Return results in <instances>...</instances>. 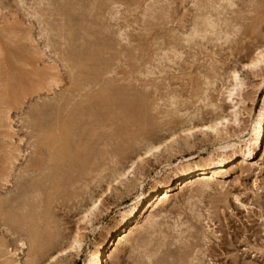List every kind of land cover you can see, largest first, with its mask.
<instances>
[{
    "label": "rangeland",
    "instance_id": "374dc122",
    "mask_svg": "<svg viewBox=\"0 0 264 264\" xmlns=\"http://www.w3.org/2000/svg\"><path fill=\"white\" fill-rule=\"evenodd\" d=\"M206 12L226 35L185 38ZM258 48H264V0H232L231 5L222 0H0V264H27L32 257L27 226L10 219L30 212L20 208L24 200L36 203V228L57 236L33 262L43 264L72 234L89 194L97 195L110 181L109 155H120L118 163L125 164L145 143L120 129L123 115L115 118L106 107L96 108L95 134L89 125L79 128L90 153L53 194L27 165L38 146V130L65 111L69 100L85 98L109 82L121 88L115 99L130 104L135 123L147 124L145 139L174 137L113 183L80 251L63 252L50 264H87L106 228L141 190L139 182L146 189L159 177L175 181L179 164L200 156L241 157L238 145L224 148L241 135L248 138L250 120L261 106L264 62L246 67ZM90 53L102 62L93 69L100 82L78 91L72 78L82 82L89 76L62 57ZM231 70L239 71L244 83L235 102L239 121L221 126L217 135L201 126L216 112L228 114L232 103L221 86H230ZM209 79L213 85L205 84ZM258 150L244 156L245 164H227L229 174L215 177L208 189L193 184L173 190L150 211L158 231L151 233L142 222L115 249L110 264H189L191 259L195 264H264V157ZM93 155L99 165L87 169ZM33 184L41 186L39 203Z\"/></svg>",
    "mask_w": 264,
    "mask_h": 264
},
{
    "label": "bare ground",
    "instance_id": "6f19581e",
    "mask_svg": "<svg viewBox=\"0 0 264 264\" xmlns=\"http://www.w3.org/2000/svg\"><path fill=\"white\" fill-rule=\"evenodd\" d=\"M222 1H225L229 5L232 4V0ZM208 12L202 14V16L200 17V21L195 22L196 24H194L192 30L188 35L185 36V38H194L195 36L204 37V35L208 33L214 35L216 34L217 37H220V34L222 33L226 35V31L222 33H220V31H217L218 22L216 21V19H213V16H211V14ZM173 52L175 53V50ZM62 60L65 61V63L69 62L70 64H72V67L75 69L77 68L79 70V73H85L89 76L88 79H84L85 81L82 82L81 80H78V78H72V84L76 90L81 91L86 87L92 88L100 82L101 77L97 75L93 69L97 68L98 65H101L102 62L94 54L90 53L83 57L77 54H66L62 57ZM263 62L264 48H258L255 53L249 58L246 67L254 68ZM67 66H69V64ZM53 79L55 78H52V80L50 79V81L54 82ZM228 79L231 82L229 83L230 86H221V88L226 90L225 99H228L232 103L230 105V110L228 114L224 115L222 114V112H216L211 117H209L208 121L205 124L201 126L203 130H212L217 135H220L221 133V126L227 125L230 121H232L233 123L239 121L237 118V114L240 111L238 112L236 110L237 104L235 102H239L238 98H241L242 96V89L244 83L241 79L240 72L236 70L229 71ZM213 83L214 82L209 79L206 81L205 84L213 85ZM120 91L121 88L119 86H114L109 82H106L105 84L99 86L96 90L86 94L85 98L83 96V98L73 102L69 100L65 105V111L63 110L62 112L56 114L47 124L41 126L38 130V146L35 145L36 148L34 150V156L28 161L29 165L27 166L28 168H30V170L39 172L38 174L41 177L40 184L49 183L50 190L53 194L60 190V188L63 186L64 180L67 179L69 174L76 169V166L78 164H80V162L83 160V156L89 155L90 152L86 148L87 140L84 141L80 139V136L82 135V130L79 128H82L81 126L84 125H89L90 134H95L94 131L96 129V123L98 120L96 119V108L100 106L106 107L109 111L108 113H112V115L114 114L115 118L118 114L120 118V115H123L124 120L121 121L124 122V126H122L120 129L124 131V133H131L130 138L132 140L136 139L138 140V143L142 141L145 142L141 149L136 152L132 157H126L127 159H129L126 161L125 164L123 163L120 165L118 163L120 158L119 154H117L119 156H116L115 154L109 155V158L107 159L108 162L112 165L111 167L108 165L110 169V181L105 184V186L101 189L99 193L97 192V195H94L93 193L89 194V201L81 210L80 219L75 228L73 229L72 234L67 238L64 246L58 249L54 254L49 255V257L47 258L48 260L45 261L43 264H50L57 257V255L66 252L70 249H74L77 252L80 251L87 237L85 235V232L89 228V226L92 225V216L94 215L95 211L102 204H104L103 202L107 197L108 193L111 191L113 183H117L122 177H125L129 173L133 172L137 164L142 162L147 155L151 154L152 151L158 149L159 146L174 137V134L169 133L168 137L163 139L159 138L157 140H153L154 138L148 139V137L147 139H145L146 136H144V133L146 130H148L147 124L140 120H138L139 123H135V115L133 114V112L130 111V104L126 102L116 101L115 98L118 96V94H120ZM209 104L212 107L217 106L213 103ZM7 115L6 117L7 119H9L10 117ZM130 119L134 120L131 123H128L127 121ZM188 128L195 130L194 127H189V125ZM197 129L199 128L197 127ZM247 129V139L242 138L241 135V137L238 136L239 139L237 141L239 142H232L229 144H225L226 146L224 145V151H227L226 147L228 148V146L233 148L234 146L238 145V151H240L241 157L235 159L233 158L229 161L230 157H223L221 155L213 156L210 154L206 157L200 156L199 159L194 161H188L182 164L178 163L179 166L177 165L178 167L175 169L173 175L175 181H173L172 178L164 179L163 177H159L158 179H155L146 189H143L142 182H139L141 190L134 195L133 199L130 201V203L125 205L123 210L118 212L119 217L116 223L106 228L104 234H102L101 236L100 241L97 243V245H95L94 249L90 251L89 258L87 259V264H110V260L111 257H113L112 255L115 249L117 247H120L119 245H122L126 241L128 235L133 232L134 229L140 227L142 222H146V224L148 225L147 228L149 227L148 229H150L151 233H155V231H158V219L154 215H151L152 212L150 213V211L157 205L167 200L173 194V190L183 189L187 185L193 184H198L199 189L201 190L208 189L211 187L212 183L215 182L213 181L215 177H226L229 174V169L226 168L227 164H230L232 167L245 164L247 163L245 157H249L251 152L257 149H259L258 152L260 153V157L263 159L264 149L263 151L261 150L264 139V97L262 99L261 106L258 112L256 113V116L252 117ZM147 133L149 132L146 131V135ZM235 154L236 153H234V155ZM123 157L124 156L122 155L121 158ZM97 165H99L98 156L93 155L88 162L87 169L95 168L97 167ZM40 184H33L30 186V190L35 193L33 196L34 199H39V201H37L38 203L41 202L39 192L41 188ZM47 199H50V195L47 196ZM35 204L33 202H30V200H24L21 203L20 208L22 210H27L29 208L30 212L19 216H16L15 214V216L13 215L10 217V219L13 222L15 221V223H18L19 226H27L26 232L29 237L28 240H30L32 246V257L27 264H33V262H36V259L39 257L38 254H40L43 249H47L48 246L51 247L52 244L55 243V241L57 240L56 234H53L51 230L49 232V228L46 229L47 232L45 230V234L43 232L44 227L42 232L39 231L41 229L38 230L36 228V221H38L37 215L40 213H36V210L34 209L36 207ZM44 212L45 211L43 210V213ZM39 217L41 218L42 216ZM22 245H24V242H22ZM195 263L196 262H194V259H191L189 264Z\"/></svg>",
    "mask_w": 264,
    "mask_h": 264
}]
</instances>
